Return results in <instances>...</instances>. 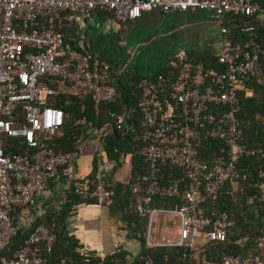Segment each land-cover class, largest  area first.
<instances>
[{
  "label": "built area",
  "instance_id": "2783aa9c",
  "mask_svg": "<svg viewBox=\"0 0 264 264\" xmlns=\"http://www.w3.org/2000/svg\"><path fill=\"white\" fill-rule=\"evenodd\" d=\"M261 1L0 0V264H53L47 255L53 252L57 234L44 221L34 224L12 256H4V252L27 225L18 210L34 207L49 185L61 183L64 175L73 180L75 163L81 156L78 151L56 153L40 147L43 135H55L64 125L63 111L49 103L57 93L42 79L57 76L96 104H112L117 99L111 66L100 63L92 53L73 52L58 28L68 13L86 17L95 11L109 12L123 23L153 11L214 13L222 34L217 54L221 70H208L204 64L195 63L182 48L172 62L177 68L174 77L157 75L139 83L143 144L137 152L144 158L147 171L130 185L131 211L148 219V244L155 217L168 212L180 219L177 246L198 249L208 242L227 239L235 225L231 216L225 212L206 216L200 206L215 198L226 182L239 178L238 163L244 156L260 155L264 162L262 150H252L243 143L238 120L240 93L245 97L254 93L246 82L264 76V43L253 24L241 28L246 39L238 42L229 39L222 24L229 14L264 24ZM113 117L114 124L107 131L116 130L120 139H127L132 129L126 126V114ZM6 138H21L35 151L9 155ZM213 144L219 151L203 158ZM165 168L179 170L174 183H161ZM259 175L258 198L264 202V168ZM77 193L104 205H112L115 195L104 172L98 175L93 189L80 187ZM157 197H177L180 202L173 210L154 208ZM255 247L256 252L248 255H226L204 264H264V232ZM77 264L104 263H94L86 256ZM140 264L156 263L151 257H142Z\"/></svg>",
  "mask_w": 264,
  "mask_h": 264
},
{
  "label": "trees",
  "instance_id": "16d2710c",
  "mask_svg": "<svg viewBox=\"0 0 264 264\" xmlns=\"http://www.w3.org/2000/svg\"><path fill=\"white\" fill-rule=\"evenodd\" d=\"M260 3L264 7V0ZM249 24L257 27L258 39L264 43V24L259 20L244 15L229 14L223 19L222 26L228 30L229 39L238 42L246 39V34L241 32V28ZM190 58L197 64H204L208 70L222 69L217 56L203 55L197 58L190 56ZM173 61L153 76L126 73L123 77L117 78L112 71L111 84L117 91L116 102L112 104H96L91 97L78 93L71 84L64 82L61 78L53 75L46 76L42 82L57 93L50 97L49 103L63 111L64 125L55 135H43L40 139V147L56 153L80 152L82 143L91 136L90 131L96 130L97 133L104 131L103 127L106 123L114 124L113 114H126V126L132 129L130 136L127 139H117L112 132L108 131L107 136L103 138V149L107 160L114 163L111 172L106 174L108 188L115 193L113 204L108 206L111 209L119 207L125 214V220L130 224L134 223L133 234H140L137 239L142 246V252L132 264H140L142 257H151L156 264H204L207 261L221 260L226 255L245 256L256 252V241L264 232V202L259 200L256 187L260 181V171L264 168V162L260 155L244 156L238 163L239 178L234 182H226L215 198L200 206L201 212L206 216L213 217L218 213L225 212L235 221V225L229 230L225 241L208 242L200 247L199 251H202V257L196 255L197 249L185 246H148L146 232L148 219L131 211L130 185L147 171L144 158L137 152L138 146L143 144L141 139L143 115L139 108L141 98L139 83L144 78H156L157 75L174 77L177 74V68L172 65ZM246 86L251 88L254 93L252 97H245L244 93L239 95L238 120L243 131V143L252 150L264 152V76L260 79H249ZM65 89H71L72 93H65ZM136 137L139 140H136ZM5 148L9 155L29 154L35 151L30 149L21 138H6ZM217 151H219V146L213 144L204 152L203 158L209 159ZM130 154L132 155L130 182L128 184L115 183L112 175L121 166V158ZM76 164L77 162L75 166ZM178 172L179 170L165 168L161 183L163 185L174 183ZM98 174L99 167L96 161L94 171L86 180H79L76 177L70 180L64 175L62 182L65 181L67 186L65 201L58 212L44 220L46 224L54 227L57 234L53 252L47 255L51 263L77 264L89 256L94 263L127 264L121 252L109 255L102 261L96 258L92 252H79V240L71 234L67 227V219L74 206L99 203L97 199L86 198L77 193V188L80 187L93 189L97 184ZM237 185L240 191L234 194L232 188ZM235 196H238V199H235ZM249 199H252L251 203H249ZM179 202L177 197H157L152 207L173 210ZM20 211L18 210V215ZM30 232L31 229L22 228L18 235L12 239L4 256H12Z\"/></svg>",
  "mask_w": 264,
  "mask_h": 264
},
{
  "label": "crops",
  "instance_id": "0c3cea01",
  "mask_svg": "<svg viewBox=\"0 0 264 264\" xmlns=\"http://www.w3.org/2000/svg\"><path fill=\"white\" fill-rule=\"evenodd\" d=\"M58 28L65 34L73 52L92 53L100 63L109 64L117 78L126 73L156 75L173 61L182 48L194 58L203 55L216 57L222 44L220 25L214 13L202 10L171 14L153 11L127 23L117 21L109 12L95 11L86 17L68 13L63 16ZM64 92L72 93L71 89ZM108 126L106 123L105 130L99 133L90 131L91 136L82 143L81 156L73 172L79 180H86L92 174L96 161L99 174L111 172L114 163L107 160L103 149ZM120 164L112 178L115 183L128 184L132 156L122 157ZM127 166L128 170H125ZM66 191L65 181L52 183L34 207L21 210L19 215L25 219L27 229L58 212L65 201ZM162 220L158 219V223ZM134 226V223L125 220V214L119 207L111 209L100 203L74 206L67 219L68 229L79 240V252H92L101 261L121 252L127 264H132L142 252L137 239L140 234L132 232ZM178 233L173 237H164L159 243L147 245L173 246L177 238L179 240Z\"/></svg>",
  "mask_w": 264,
  "mask_h": 264
},
{
  "label": "rangeland",
  "instance_id": "374dc122",
  "mask_svg": "<svg viewBox=\"0 0 264 264\" xmlns=\"http://www.w3.org/2000/svg\"><path fill=\"white\" fill-rule=\"evenodd\" d=\"M124 169L128 170V166L124 167ZM233 193H238L240 190L238 189V185L234 186L232 188ZM235 199H238V196H235ZM252 202V199H249V203ZM158 219H163L162 222L158 223ZM179 224L180 220L179 217L173 213V212H168V213H161L157 215L154 219V224H153V229H152V234H151V243L156 244L159 243L165 238H168V236L173 237L176 236V230L179 231ZM178 237V235H177ZM178 241V238L176 240V243ZM200 248L197 249L195 252L197 256H201V252L199 251ZM202 257V256H201Z\"/></svg>",
  "mask_w": 264,
  "mask_h": 264
},
{
  "label": "water",
  "instance_id": "95a60500",
  "mask_svg": "<svg viewBox=\"0 0 264 264\" xmlns=\"http://www.w3.org/2000/svg\"><path fill=\"white\" fill-rule=\"evenodd\" d=\"M113 134L117 137V139H120V135H119V133L116 130L113 131Z\"/></svg>",
  "mask_w": 264,
  "mask_h": 264
}]
</instances>
